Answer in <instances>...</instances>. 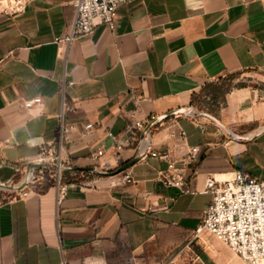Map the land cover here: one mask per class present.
Masks as SVG:
<instances>
[{"label": "crops", "instance_id": "0c3cea01", "mask_svg": "<svg viewBox=\"0 0 264 264\" xmlns=\"http://www.w3.org/2000/svg\"><path fill=\"white\" fill-rule=\"evenodd\" d=\"M74 15L73 0L0 13L1 181L55 143L61 115L76 126L69 164L89 166L101 144V162L112 161L106 130L192 106L205 83L228 74L251 83L226 93L216 112L225 128L186 114L151 127V149L168 150L173 169L147 155L128 168L132 183L71 172L59 201L51 182L0 202V264H248L213 235L192 234L211 200L207 177L242 170L264 180V0H131L112 27L66 41ZM37 96L41 103L24 106ZM86 122L94 126L81 136ZM192 146L200 149L190 162ZM159 170L185 177L189 191L164 184Z\"/></svg>", "mask_w": 264, "mask_h": 264}, {"label": "built area", "instance_id": "2783aa9c", "mask_svg": "<svg viewBox=\"0 0 264 264\" xmlns=\"http://www.w3.org/2000/svg\"><path fill=\"white\" fill-rule=\"evenodd\" d=\"M30 1L32 0H0V13L16 14L23 11ZM129 1L131 0H73L75 15L65 40L70 41L91 34L99 24H107L112 27L118 6ZM41 102V97L37 96L26 100L24 106L31 108L34 104ZM155 117L150 116L145 120L132 118L120 133L106 130V137L111 140L115 150L112 161L101 162V158L106 152L105 145L101 144L87 155L88 159L93 162L92 165L99 170H115L124 162L122 153L127 149H133L134 155L140 156L139 159L147 155L157 156L168 162L169 170L173 169L174 160L168 150L151 149L149 132L140 143L141 132ZM93 126L92 122H86L80 135H86ZM75 129V124H66L61 115L55 143L48 148H43L31 161L56 164V169L52 167L49 169H51L52 184L57 190V201L66 195L68 186L73 184V181L67 180L64 172L65 168L70 166L66 152L67 134ZM199 149V146L190 147L185 159L190 162L195 161ZM5 165V161L0 156V168ZM37 170L41 171L42 169ZM127 170L108 176L111 178V184L132 183L133 178ZM23 171L25 172L26 185L16 190L19 196L28 193L26 189L35 178V170L23 169ZM157 176L166 185L176 186L182 191H189V181L178 173L159 170ZM10 182L11 179L0 180V185L10 184ZM204 191L211 194V200L203 209L201 221L193 230L192 236L197 237L206 232L224 242L248 264H264V180L242 170H234L227 178L207 177Z\"/></svg>", "mask_w": 264, "mask_h": 264}, {"label": "water", "instance_id": "95a60500", "mask_svg": "<svg viewBox=\"0 0 264 264\" xmlns=\"http://www.w3.org/2000/svg\"><path fill=\"white\" fill-rule=\"evenodd\" d=\"M180 114H186V115H192L194 116H198L199 113H196V110L193 108V106H181L178 108H174L171 109L167 112H165L164 114H161L159 116H156L152 121H150L146 127L144 128V130L141 132L140 134V143L143 142L144 138L146 137V134L149 132V130L151 129V127L163 120H165L168 117L171 116H175V115H180ZM203 116H206L207 118L211 119L212 121H214L216 124H218L219 126H221L222 128L224 127V124L218 119L217 116L208 113V112H203L202 113ZM260 130H264V126H262L260 128ZM233 136L235 138H241V139H246L248 138L245 135H238V134H233ZM140 156L139 155H134L132 158L124 161L120 166H118L115 170H111V171H104V170H99L98 168H96L94 165H89V166H68L67 168H65V170H75V171H79L80 173H93V174H98L101 176H113L115 174H118L122 171L127 170L129 167H131L135 162H137L139 160ZM52 167L54 169L57 168L56 164H51V163H47V162H30L28 164H26L25 166V170L28 171H32V170H37V169H46ZM25 176V172L23 171V175H22V179L17 183V184H13V185H8L7 187L10 188L11 190H17L19 188H22L23 186L26 185V179H24ZM1 186H5V185H0Z\"/></svg>", "mask_w": 264, "mask_h": 264}, {"label": "rangeland", "instance_id": "374dc122", "mask_svg": "<svg viewBox=\"0 0 264 264\" xmlns=\"http://www.w3.org/2000/svg\"><path fill=\"white\" fill-rule=\"evenodd\" d=\"M250 82V77L248 75H244L242 73H237L230 81V89L232 87L237 86V85H242V84H249ZM224 104V102H217L214 103L212 101V98L210 95H201L199 99L195 100V102L192 104L193 108L196 110V113H199L198 116H202L203 112H208L211 114H215L217 110ZM197 116V117H198ZM26 164L22 167L21 172H19L17 175H15L11 182L10 185L17 184L21 179L23 175V169L25 168ZM51 169H42L41 171L35 170L34 176L35 178L32 180V183L30 186L26 189H37L39 186L45 183H50L52 182V179L50 177V171ZM86 174V173H82ZM71 178L73 179L75 175H70ZM9 184H5V186L0 187V202H3L9 198H13L16 196H19L17 191L11 190L8 188Z\"/></svg>", "mask_w": 264, "mask_h": 264}, {"label": "trees", "instance_id": "16d2710c", "mask_svg": "<svg viewBox=\"0 0 264 264\" xmlns=\"http://www.w3.org/2000/svg\"><path fill=\"white\" fill-rule=\"evenodd\" d=\"M236 74L237 73L228 74L224 77L218 78L217 80H213V81L205 83L200 89V91L196 95H194L192 99V103H194L195 100L199 99L200 96L203 94L210 95L214 103L221 102V101L224 102L225 95L230 90V81ZM71 172L80 173L79 171H75V170H65L64 175L67 176V179ZM50 184L51 182L45 183V186H48Z\"/></svg>", "mask_w": 264, "mask_h": 264}]
</instances>
